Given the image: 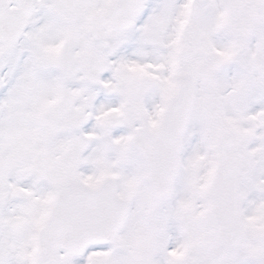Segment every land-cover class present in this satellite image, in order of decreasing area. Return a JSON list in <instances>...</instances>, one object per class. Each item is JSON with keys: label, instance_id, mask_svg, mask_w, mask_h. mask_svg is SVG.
I'll list each match as a JSON object with an SVG mask.
<instances>
[{"label": "snow or ice", "instance_id": "snow-or-ice-1", "mask_svg": "<svg viewBox=\"0 0 264 264\" xmlns=\"http://www.w3.org/2000/svg\"><path fill=\"white\" fill-rule=\"evenodd\" d=\"M0 264H264V0H0Z\"/></svg>", "mask_w": 264, "mask_h": 264}]
</instances>
